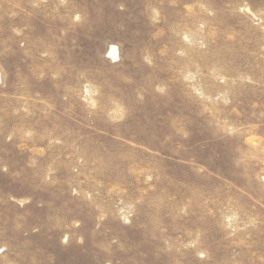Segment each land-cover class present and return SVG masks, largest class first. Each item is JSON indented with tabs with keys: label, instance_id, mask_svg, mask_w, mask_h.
I'll return each instance as SVG.
<instances>
[{
	"label": "rangeland",
	"instance_id": "obj_1",
	"mask_svg": "<svg viewBox=\"0 0 264 264\" xmlns=\"http://www.w3.org/2000/svg\"><path fill=\"white\" fill-rule=\"evenodd\" d=\"M0 264H264V0H0Z\"/></svg>",
	"mask_w": 264,
	"mask_h": 264
},
{
	"label": "bare ground",
	"instance_id": "obj_2",
	"mask_svg": "<svg viewBox=\"0 0 264 264\" xmlns=\"http://www.w3.org/2000/svg\"><path fill=\"white\" fill-rule=\"evenodd\" d=\"M114 51V50H113ZM115 52H116V50H115Z\"/></svg>",
	"mask_w": 264,
	"mask_h": 264
}]
</instances>
